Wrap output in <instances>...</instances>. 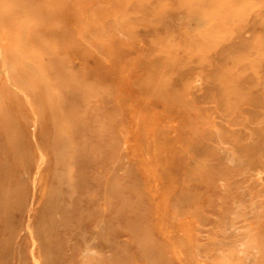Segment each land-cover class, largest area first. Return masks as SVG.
<instances>
[{"label": "rangeland", "instance_id": "rangeland-1", "mask_svg": "<svg viewBox=\"0 0 264 264\" xmlns=\"http://www.w3.org/2000/svg\"><path fill=\"white\" fill-rule=\"evenodd\" d=\"M0 264H264V0H0Z\"/></svg>", "mask_w": 264, "mask_h": 264}, {"label": "bare ground", "instance_id": "bare-ground-1", "mask_svg": "<svg viewBox=\"0 0 264 264\" xmlns=\"http://www.w3.org/2000/svg\"><path fill=\"white\" fill-rule=\"evenodd\" d=\"M147 258V257H146Z\"/></svg>", "mask_w": 264, "mask_h": 264}]
</instances>
